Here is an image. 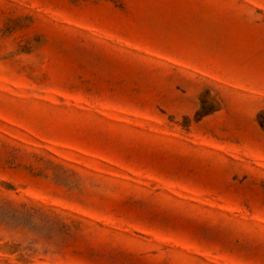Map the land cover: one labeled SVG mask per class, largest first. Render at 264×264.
Returning a JSON list of instances; mask_svg holds the SVG:
<instances>
[{"label":"rangeland","instance_id":"obj_1","mask_svg":"<svg viewBox=\"0 0 264 264\" xmlns=\"http://www.w3.org/2000/svg\"><path fill=\"white\" fill-rule=\"evenodd\" d=\"M0 264H264V0H0Z\"/></svg>","mask_w":264,"mask_h":264}]
</instances>
